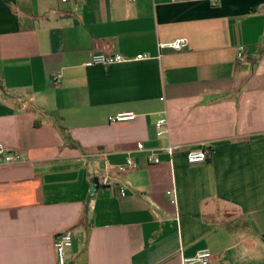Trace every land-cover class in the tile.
Instances as JSON below:
<instances>
[{"label":"crops","instance_id":"1","mask_svg":"<svg viewBox=\"0 0 264 264\" xmlns=\"http://www.w3.org/2000/svg\"><path fill=\"white\" fill-rule=\"evenodd\" d=\"M0 145V264H264V0H0Z\"/></svg>","mask_w":264,"mask_h":264},{"label":"built area","instance_id":"2","mask_svg":"<svg viewBox=\"0 0 264 264\" xmlns=\"http://www.w3.org/2000/svg\"><path fill=\"white\" fill-rule=\"evenodd\" d=\"M68 0H63L66 3ZM82 1V0H79ZM135 2L136 0H131ZM188 47L187 39H177L169 44H159L160 49L169 48L173 51L180 52ZM147 55H139L136 60L141 61L148 59ZM237 60L241 64H245L248 62V55L245 47H240L237 52ZM128 60L121 54H96L93 56L91 63L93 65H116L127 62ZM61 75L56 76L54 79V85H58L60 83ZM137 119V115L134 113H120L116 116L110 117V122H129ZM167 124L166 119L160 120L156 124V129L158 136H162L164 134V127ZM138 150L143 151L144 145L138 144ZM173 152V148L169 149ZM208 150L204 147L192 151L189 153L188 160L191 164H201L205 163L208 160ZM0 159L3 160L6 165L19 164L24 161L23 156L19 152H8L2 145H0ZM156 164L160 163L159 159L154 160ZM137 167L135 161L132 158H128L124 165L118 167V171L121 174H124L132 169ZM100 183L106 187H114L120 190L122 196H126L127 192L123 186L116 185L112 183L108 176H103L100 180ZM73 245V238L69 232H60L56 235L54 241V247L57 253L58 264H67L66 261V252L67 249L71 248ZM214 256L212 252L208 249L200 250L194 257L184 258L183 264H213Z\"/></svg>","mask_w":264,"mask_h":264}]
</instances>
